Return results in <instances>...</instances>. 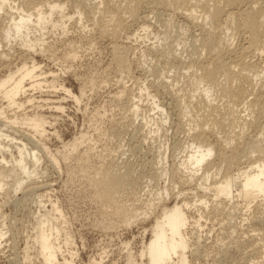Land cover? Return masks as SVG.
I'll use <instances>...</instances> for the list:
<instances>
[{
	"label": "rangeland",
	"instance_id": "rangeland-1",
	"mask_svg": "<svg viewBox=\"0 0 264 264\" xmlns=\"http://www.w3.org/2000/svg\"><path fill=\"white\" fill-rule=\"evenodd\" d=\"M46 1L64 10L50 16ZM82 1L8 0L12 8L18 4V14L0 0V131L15 140H0V160L4 156L12 164L0 162V171L20 173L17 149L24 145L42 160L38 166L29 162L36 174L20 191L15 179L1 180L0 232L8 235L0 241V264H47L37 241L40 228L59 247L58 264L66 257L75 264H149L142 254L155 239L156 224L164 212L183 203L191 207L184 252L188 264H264V201L249 208L239 199L232 204L226 197L214 198L203 188L208 184L198 181L208 171L210 184L223 183L264 158V111L261 118L260 107L233 109L220 92L213 98L218 110H205L200 106L203 88L198 91L192 83L195 72L200 76L201 67L214 62L244 58L248 65L264 68V55L243 54L247 36L236 30L240 18L229 19V8L220 0H186V8L199 10L195 18L171 14L154 0L140 1L135 20L127 16L124 0L98 7L94 3L100 0ZM232 1L236 12L256 2L264 9V0ZM205 4L222 11L218 29L199 16ZM39 12L48 17L46 22H40ZM20 16L34 18L16 38ZM116 18H124V28L116 26ZM234 31L242 34L226 41L228 54L206 52L198 41L207 36L214 46ZM32 67L37 78L21 89L18 77ZM255 75L246 72L233 84L254 94L250 104L259 97L264 105V77ZM35 81L41 88H31ZM12 86L18 95L10 103L4 92ZM210 116L222 121L215 132L203 122ZM35 121L47 132L28 126ZM199 145L213 148L214 154L208 160L212 167L206 165L196 176L182 164ZM128 171L120 202L131 220L124 221L97 197L91 181ZM182 253L174 264H180Z\"/></svg>",
	"mask_w": 264,
	"mask_h": 264
},
{
	"label": "bare ground",
	"instance_id": "bare-ground-1",
	"mask_svg": "<svg viewBox=\"0 0 264 264\" xmlns=\"http://www.w3.org/2000/svg\"><path fill=\"white\" fill-rule=\"evenodd\" d=\"M84 1L86 2V4L90 3L87 0H84ZM84 1H82V2H84ZM100 1H101L100 4L93 1V2H95L94 4L96 7L103 5L105 3H108V1H111V0H100ZM124 1H126L128 3L127 9L125 10V11L128 10L127 16L129 15L128 16L129 18H132V20H135L137 12H138L137 10H139L140 7L138 9H136V8L140 4L139 3L140 1L145 2V0H124ZM155 1H156V3H158V5L160 7L166 6L167 10L169 8L170 12H172L171 14H173V13L174 14H182L183 16H186L187 18H191V17L193 18L194 16H196L195 12L199 11V10H196L197 8H195V6H197V4L192 5L190 3V7L194 6L193 8H195V9H193V10H196V11H193L192 9H191L192 10L191 11V10H189L190 8H186L188 5L186 0H154L153 2H155ZM220 1H221V3H225L227 8H229L228 9L229 14L227 13L229 19H231L232 16H236V15L238 16V18H240L238 21V24H236V25H238L237 29H236V27H235V29L237 30V32H243V34H245L247 36L246 47H244L243 54L247 53V54H250L252 56L254 55V56H258V57L263 56L264 55V9L258 5V4H260V2L259 3H257V2L252 3L248 6L246 5L245 7L239 6L240 8L237 9L238 12H236L235 11L236 8L234 7L235 3H233L232 0H220ZM2 2H4V4H8V6H10V2H8V0H2ZM188 2H190V0H188ZM206 2H209V1H206ZM137 3H139V4L136 5ZM195 3H197V2H195ZM12 4H16V3L12 2ZM46 4H48L47 6L50 9V16H52L53 14H55L57 12L60 13L61 10H64V8H62L61 4L52 3V5H51V3L48 1L45 2V5ZM209 4H210V2H209ZM82 5H83V3H82ZM107 6H109V5H107ZM241 6H243V5H241ZM87 7H88V5H87ZM201 8H203L202 9L203 11H201V12H203V15H199V16H203L205 18V21L210 22V25H216L215 28L217 27V25L219 26V24L222 22V17H221L222 11L218 10L217 6L215 8H212V10H210V9L208 10L206 8V4H205V6H203ZM224 9H223V11H224ZM10 10H12V12H18V14H20V10H18V4H16V8H12V6H10ZM2 12H4V10H2V6H0V14ZM22 14H26V12H22ZM199 14H202V13H199ZM161 15H162V13H161ZM28 16H30V14H28ZM147 17H145V19ZM32 18H34V16H32ZM32 18H22V16H20V20H18V22H16V25L14 26V33L16 34V38H18V34H22L23 27L27 26L29 23L32 24ZM47 18L48 17H44L42 15V13L39 12L40 22H42L43 20H44V22H46ZM63 18H65V17H63ZM166 18H168V17H166ZM224 18H226V17L224 16ZM148 19L149 18H147V20ZM12 22H14V18H12ZM115 24L117 27L122 28L124 26L123 25L124 24V18H122V19L116 18ZM38 26H40V24H38ZM172 26L174 27V25H172ZM213 28H214V26H213ZM214 29H212V31ZM216 29H218V28H216ZM210 32H211V30H210ZM207 34L210 35V34H212V32L207 33ZM230 34L231 35H228L224 39L222 38L218 42H215L214 46H212V44L210 43V39H207L206 35H205L206 38L200 37L201 39H199L198 41L203 43L202 46H204V48L207 49V51L204 49L206 52H210L211 54H214V53L215 54L216 53L223 54L222 51L225 50L224 51V52H226L225 54H228L227 50H226V48L228 47L226 41L231 43V41H233V38L237 37V36L234 37L235 35L238 34V36H239V34H242V33H236L235 32V34L234 33H230ZM131 36H134V35H131ZM202 37H204V36H202ZM241 37H242V35H241ZM8 38H10V36H8ZM28 38H30V36H28ZM12 40H14V38H12ZM26 47H29V46H26ZM1 49L2 48H0V50ZM241 56H242V54H241ZM218 57L219 56H217V59L221 58V57H219V58ZM242 57H240V58H242ZM242 59L243 60H239L238 62H235V63H231V64L227 63V64H223V65L222 64L218 65V63L214 64V63H216V62H214L210 66L201 67L203 69V72H201L200 76H199V74H198V76L195 75L196 72L194 73V77L195 76L196 77L193 79L194 81L192 83L195 84L196 89L198 91L199 90L201 91L203 88V92L205 93V94H202L204 99H203V101H200V106H202L205 110H209L211 112H215L216 110H218V105H216V106L214 105L213 98H214L216 92H220L221 96L223 98H226L229 106H231L233 109L239 110V108L243 107V105H250V106L252 105L251 107H254V108L260 107L261 108L259 116L261 115V110L264 111V109H263L264 105H263V103H261L260 98L257 97L255 99V102L254 103L251 102V104H250L249 97H250L251 92H249V90H247V88L245 89L241 84L239 86H234L233 83L236 80L240 81V79H238V77L242 74H246V72H248V74L252 73V75L254 73V74H256L255 76L262 78V77H264V68L261 69L260 66L256 63L251 64V65L249 63V65H248V63L245 62L246 60L244 61V58H242ZM261 67H263V66H261ZM201 68H200V70H201ZM237 68H238L239 72L235 70ZM243 72H245V73H243ZM37 75L38 74L36 73L35 67H32L31 69H28V70L26 69L25 72L18 77V79H19L18 82L20 84L21 89H24V84L26 81L28 82V80H32V81L36 80ZM244 77L247 78L246 76H243L242 79H244ZM239 81H238V83H239ZM33 82H32V84H33ZM263 82H264V80L262 81V83ZM251 83H252V81H251ZM41 85L42 84L40 82L35 81V83L31 86V88L32 87H33V89L39 88V87L41 88ZM16 86H18V84H16ZM12 88H10V90H6V92H4L5 98L8 99L10 103L14 102L16 96L18 95L16 88H14V86H12ZM218 95H216V96H218ZM251 95H254V94H251ZM219 98H221V97H219ZM223 98H221V99H223ZM223 100H225V99H223ZM223 100H221V101H223ZM155 106L157 108H160L158 105H155ZM136 108H138V106H136ZM203 122L206 124V128L210 129L212 132H215V130L219 126L222 125V121H218V119L213 118V116H210L209 118L203 119ZM256 122H257V120L254 121L251 124V126L255 127ZM257 123H259V121ZM3 124L7 125L9 123L7 121H5V122H3ZM16 124H18V122H16ZM28 124H29L28 126L36 132H40L41 134H44L45 132H47V131H45V128H44L43 123L41 121L28 122ZM3 134H4V132L0 131V140H2V138H6L8 140H14V139H11L10 136H6V134H4V135ZM198 138H199V141L202 142L204 136L200 135ZM22 144H24V143H22ZM73 145H75V144H73ZM1 148H2V150H4V146H0V149ZM6 150H10V148H6ZM17 150H18L19 159L17 162H16V160H14V162H16V168L19 169L20 173L17 174L16 171H10V172H6L5 170L0 171V192H2V188L4 186V184H2L1 180H2V178H7V177L15 179L14 182L18 186V190L20 191L22 189V187H24V185H26L27 180H29V181H30V179L32 180L33 179L32 176H34L36 174L35 169L31 170L29 168V162L32 161V163L35 166H38V164H40L42 161L39 159V157L37 155L40 153H37L36 151H33V150H30V151L26 150V145H24V148H18ZM251 153H253V152H251ZM0 154H2V152H0ZM213 154H214L213 148H209L207 146L199 145L196 147V150H194V153H191L189 155L190 157L188 159L186 158L187 160L185 159V161L182 164V167H184V169L188 170L189 172H194V174H196V176H197V174L199 173L197 171H204L206 165L208 166V168L212 167V165H208L209 164L208 160L210 158H212ZM250 156H251V154H250ZM262 158L259 157L258 160L255 159L256 161L255 160H253V162L250 161L251 162L250 166H248L246 168V170H244V171L240 170L238 175L230 176L223 183L210 184V180H212V179H211V176L208 175V174H210V172H208V171H205L203 173V176L198 178V181L202 182V184H208V186L205 185V186H203V188H206L211 193H214L216 195V196H214V198L217 197L218 199H220L221 197H226V199H228L232 204L234 203V201L236 199L241 200V202L245 203V205H247V206L249 204H252L253 202L258 201V200L264 201V158L263 159ZM0 162H2V164H6V166H12V164H8V162H6V158H4V156H2V160H0ZM130 174L131 173L129 171L126 172V174H124L123 176H115L114 174H107L106 180H102V176H101L100 179H98V180L94 179L91 181L92 185L94 186V189H96L97 197L103 203H106L105 206L112 209L115 215H117L118 217H124L123 218L124 221H129V220H131V218L126 213V210H124L123 204H122V202H120V197L126 192L127 182L130 181V179H129ZM17 176H18V178H17ZM202 184H200V185H202ZM32 187L34 188V186H32ZM35 187H37V186L35 185ZM208 187L210 189H208ZM196 200H198V198ZM202 204H204V202H202ZM192 208H194V206H192ZM248 208H249V206H248ZM190 209H191V207L187 203H183V204H177L171 212H164L163 213L162 221L158 222L156 224L154 230H153V232L155 234V239L152 240L148 249L146 250V252H144L145 254H142V260H144V256L147 255L149 264H174L175 258H178V254L183 252L182 253L183 254L182 259L180 260V264H188V256H186L184 252H186V250H188L187 240H186L185 235H186V231L188 229V226L190 224V219L187 215V212ZM7 235L8 234H6V236ZM6 236H3V234L0 232V241L4 240V238H6ZM37 241H38V244H39L40 249H41V255L44 258L45 262L47 264H58L56 262V255H58L60 253V249L56 245L55 240L52 239V237L48 236L45 233V231L40 228V230L38 231ZM66 254H68V252H66ZM64 264H75V263H74L73 259L70 260L66 257L64 260Z\"/></svg>",
	"mask_w": 264,
	"mask_h": 264
}]
</instances>
